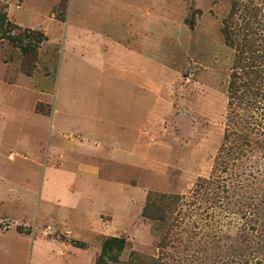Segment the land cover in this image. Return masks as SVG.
<instances>
[{"label":"rangeland","instance_id":"obj_1","mask_svg":"<svg viewBox=\"0 0 264 264\" xmlns=\"http://www.w3.org/2000/svg\"><path fill=\"white\" fill-rule=\"evenodd\" d=\"M235 1L246 0H0L15 36L48 39L29 56L0 40V264H96L107 237L126 239L117 264L133 252L264 264V109L229 106L237 54L222 28ZM105 48L113 70L102 64L100 86L90 75ZM80 91L97 102L113 93L119 146L99 178L77 176L78 154L62 163L48 150L54 96L61 130L83 121L62 106ZM39 244L49 253L31 256Z\"/></svg>","mask_w":264,"mask_h":264},{"label":"trees","instance_id":"obj_2","mask_svg":"<svg viewBox=\"0 0 264 264\" xmlns=\"http://www.w3.org/2000/svg\"><path fill=\"white\" fill-rule=\"evenodd\" d=\"M7 12L0 8V40H7L18 48L22 55L29 56L37 53L40 45L47 41V36L42 31L26 29L27 38L32 42L24 43V40L13 34V28ZM222 33L225 42L232 47L236 54L234 73L229 82V106L235 105V100L250 99L249 103L263 105L264 109V0L235 1L232 4L230 14L223 21ZM230 122V121H229ZM245 124L243 129L248 131ZM228 140V136H225ZM248 140L245 134L238 135L237 145L247 146ZM224 145L220 150L221 159L225 151ZM200 185L197 184V188ZM196 191V190H195ZM174 202V196H159V201ZM149 203L152 201L149 196ZM155 202V201H152ZM179 202V201H178ZM154 206V204H153ZM160 212V206L155 207ZM147 216V208L144 209ZM165 243L163 248H165ZM126 248L124 237H107L101 247V253L96 264L119 263L120 254ZM129 264H164L161 259L142 257L136 253L131 254Z\"/></svg>","mask_w":264,"mask_h":264},{"label":"crops","instance_id":"obj_3","mask_svg":"<svg viewBox=\"0 0 264 264\" xmlns=\"http://www.w3.org/2000/svg\"><path fill=\"white\" fill-rule=\"evenodd\" d=\"M85 47L87 51L82 54L83 56L86 54H95L93 47L90 45H86ZM105 51L106 54L104 56H98V58L100 57V61L98 59L99 63L97 65L95 64V67H92L94 75H90L94 83L101 84L100 86H102L103 82L100 83L95 80L97 78L96 73L99 75L106 73V71H103L102 64L110 66L113 70V50L110 52L105 48ZM130 60L132 63H137L139 60L143 63V60H146V58L141 55H132ZM143 73L144 71H141L137 76L143 78ZM86 93L84 94L80 91L77 101L74 103L62 102L65 115H69L75 119L79 117L83 121L78 120L76 124L73 123L71 126H65L66 128L64 127L61 130L57 129L54 125V118L59 112V98L56 100V96H54L51 116H47L51 118L50 140L47 145H49L48 150L50 151L51 157L62 159V163L68 154H78L82 158H76L77 160H75L78 165L77 176H80L79 173L81 170L89 169L93 176L99 178L104 169L102 165L113 164V147H116V145L119 146L117 143H113V93L103 95L101 99L103 101L100 102L88 98ZM141 131L138 129L137 134L139 135ZM94 147L98 150H93L92 148ZM100 148L103 149L101 150ZM72 159L75 158L72 157ZM46 247L49 246L41 244L33 246L31 256L36 257L45 252L49 253V249H46ZM48 257L50 258V254ZM62 260L64 261V257Z\"/></svg>","mask_w":264,"mask_h":264}]
</instances>
